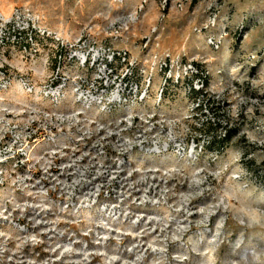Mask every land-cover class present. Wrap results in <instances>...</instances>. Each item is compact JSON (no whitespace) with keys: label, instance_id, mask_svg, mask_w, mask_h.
<instances>
[{"label":"rangeland","instance_id":"374dc122","mask_svg":"<svg viewBox=\"0 0 264 264\" xmlns=\"http://www.w3.org/2000/svg\"><path fill=\"white\" fill-rule=\"evenodd\" d=\"M0 264H264V0H0Z\"/></svg>","mask_w":264,"mask_h":264},{"label":"trees","instance_id":"16d2710c","mask_svg":"<svg viewBox=\"0 0 264 264\" xmlns=\"http://www.w3.org/2000/svg\"><path fill=\"white\" fill-rule=\"evenodd\" d=\"M197 74L198 73H196V75ZM207 85L208 82L206 79L202 82V88H204L202 90L194 89L193 85L191 84L189 87V97L196 105V111L206 110L208 113L211 112L210 119L199 124L201 126L199 127L200 129L198 132L200 133V136L206 138L203 143V148H205V151L218 154L231 144L232 140L236 136V129L232 127V124L229 125V123L221 125V122L217 118V113H213L218 107V105H216L218 102L212 98H206L207 93H205V88H207ZM201 138L195 141V144L199 145Z\"/></svg>","mask_w":264,"mask_h":264}]
</instances>
